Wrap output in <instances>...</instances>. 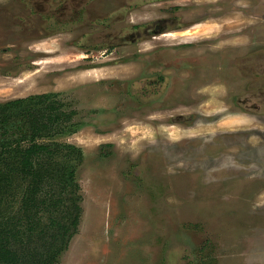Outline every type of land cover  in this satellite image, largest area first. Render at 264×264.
<instances>
[{
	"label": "rangeland",
	"instance_id": "obj_1",
	"mask_svg": "<svg viewBox=\"0 0 264 264\" xmlns=\"http://www.w3.org/2000/svg\"><path fill=\"white\" fill-rule=\"evenodd\" d=\"M64 3L0 0V102L51 95L35 114L67 116L37 141L76 182L36 179L18 156L24 106L6 126L0 111V223L26 233L7 247L16 260L264 264V0ZM35 179L62 201L27 231Z\"/></svg>",
	"mask_w": 264,
	"mask_h": 264
},
{
	"label": "trees",
	"instance_id": "obj_2",
	"mask_svg": "<svg viewBox=\"0 0 264 264\" xmlns=\"http://www.w3.org/2000/svg\"><path fill=\"white\" fill-rule=\"evenodd\" d=\"M51 98L50 94H41V95H32L28 98H19L15 100H10L7 102H0V111H2V114L4 112V122L2 123L3 126H6L11 123V118L18 116L17 109L20 108V106H24V109L22 111V116L27 117L30 119V129L31 132L28 133V131L25 128V124L18 126L19 130L17 132L21 133L24 139L29 137L28 139L29 145L25 149L22 150L19 156V161L22 157H27L31 160L30 169L32 170L31 174L33 176H36V179H38L41 176H48L51 179L56 180V182L60 183L61 188H69L76 186L75 182V169L70 166L64 167L63 164L58 162L56 159H54V156L52 155L53 147H51L50 144L47 142H39L37 141V137H41L40 135H44V131H49L53 127V124L58 123L61 119L67 116L64 112L61 110H56L54 108H49L50 112H46L45 117L44 113L37 112V115L34 112V107L32 104L39 105V104H46L48 99ZM43 106V105H42ZM54 104H47L46 107H43L45 111L48 110V107H53ZM31 107H33L31 109ZM42 109V108H41ZM41 109H39V112H41ZM17 127V129H18ZM5 128L0 127V131H3ZM28 136V137H27ZM11 142V141H9ZM17 142V140H16ZM45 156V160H43L41 157ZM42 159V160H41ZM16 162V160H15ZM19 163V162H18ZM17 163V164H18ZM20 165V164H19ZM7 176L9 175L8 172H6ZM43 176V177H44ZM9 177V176H8ZM42 177V179H43ZM36 179L27 187L28 194L27 198H25V201L22 203V209L21 212L25 213L27 216L22 220H24L25 224L28 225L26 230L32 229V226L34 225V222L37 219H41V214L43 212H50L51 214L56 210L55 208L59 206L61 199L57 198L55 199L52 197V193L55 191H52L46 199H40L38 197V193L42 190V184L36 181ZM40 179V178H39ZM55 190L54 188H52ZM47 200H51V202H47ZM71 200H74L73 198ZM73 210H68L69 215H73L72 220L70 224H72V227L76 226L77 219H78V209L77 204L75 201H73ZM43 206V207H42ZM44 208L46 210H44ZM54 208V209H51ZM35 209V212L33 211ZM50 220L52 219V216H50ZM13 220L9 221H3L0 223V264H24L19 263L18 260H16L15 254L11 252L9 247L11 244L17 242V238L21 237L20 239L23 240V237L26 235L25 232H21L17 226H15V222L12 223ZM20 222V221H18ZM27 222V223H26ZM49 223L46 224V227H48ZM34 227V226H33ZM59 234L61 235L63 239L66 237L67 241L71 238L73 231H70V227L65 223H59ZM74 230V229H73ZM58 254H61L60 252ZM49 260L47 259H39L37 262H34V264H47Z\"/></svg>",
	"mask_w": 264,
	"mask_h": 264
},
{
	"label": "flooded vegetation",
	"instance_id": "obj_3",
	"mask_svg": "<svg viewBox=\"0 0 264 264\" xmlns=\"http://www.w3.org/2000/svg\"><path fill=\"white\" fill-rule=\"evenodd\" d=\"M71 1V0H70ZM69 0H65V3L63 4V5H61V6H58L57 8H61V9H63V10H68L69 9V6H67V4L70 2ZM51 9H52V7H51ZM71 9H73V7L71 8ZM62 10V11H63ZM74 10V9H73ZM72 10V11H73ZM65 15H67V14H65ZM71 16V15H70ZM66 19H67V16H64V19L62 18L61 19V21H66ZM113 34V33H112ZM116 36H114V37H109V40H113V38H115ZM256 56V55H255ZM255 57L254 56H250V59H254Z\"/></svg>",
	"mask_w": 264,
	"mask_h": 264
},
{
	"label": "bare ground",
	"instance_id": "obj_4",
	"mask_svg": "<svg viewBox=\"0 0 264 264\" xmlns=\"http://www.w3.org/2000/svg\"><path fill=\"white\" fill-rule=\"evenodd\" d=\"M166 34H168V35H169V33H166Z\"/></svg>",
	"mask_w": 264,
	"mask_h": 264
}]
</instances>
